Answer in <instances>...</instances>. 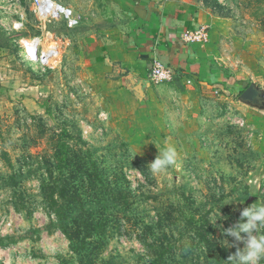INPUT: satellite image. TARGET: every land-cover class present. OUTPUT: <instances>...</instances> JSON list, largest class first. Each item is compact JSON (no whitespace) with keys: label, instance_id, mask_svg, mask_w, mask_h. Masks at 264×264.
Wrapping results in <instances>:
<instances>
[{"label":"rangeland","instance_id":"rangeland-1","mask_svg":"<svg viewBox=\"0 0 264 264\" xmlns=\"http://www.w3.org/2000/svg\"><path fill=\"white\" fill-rule=\"evenodd\" d=\"M53 1L79 23L0 0V264H228L221 229L264 200V0H183L220 21L205 28L227 77L217 91L153 80L149 66L126 89L111 82L93 51L127 32L120 2ZM35 38L51 56L26 54ZM249 85L259 95L244 101ZM167 144L177 165L154 175ZM61 192L82 202L73 248Z\"/></svg>","mask_w":264,"mask_h":264},{"label":"crops","instance_id":"crops-1","mask_svg":"<svg viewBox=\"0 0 264 264\" xmlns=\"http://www.w3.org/2000/svg\"><path fill=\"white\" fill-rule=\"evenodd\" d=\"M117 1L130 17L127 32L109 36L93 51L111 82L128 88L131 79L136 80L156 59L171 68L174 83L185 79L201 91L224 90L227 77L213 64L209 52L214 29L206 30L204 39H184L185 33L199 27L213 28L219 19L183 0Z\"/></svg>","mask_w":264,"mask_h":264},{"label":"clouds","instance_id":"clouds-1","mask_svg":"<svg viewBox=\"0 0 264 264\" xmlns=\"http://www.w3.org/2000/svg\"><path fill=\"white\" fill-rule=\"evenodd\" d=\"M178 158L176 148L167 144L147 166L152 174H160L177 165ZM230 201L240 200L232 199L226 203ZM221 231L225 236L232 238V246L236 247L235 253L227 258L228 264H261L264 261V200H257L244 207L235 223L222 228ZM223 242L228 246V240ZM238 243H242L243 247L236 246Z\"/></svg>","mask_w":264,"mask_h":264},{"label":"built area","instance_id":"built-area-1","mask_svg":"<svg viewBox=\"0 0 264 264\" xmlns=\"http://www.w3.org/2000/svg\"><path fill=\"white\" fill-rule=\"evenodd\" d=\"M32 1L34 5V11L37 13L39 19H41L42 17L47 19L49 16H52L53 14L57 13V15L61 19H63L69 26H76L79 23L77 15L69 7L62 6L53 0H32ZM47 2L49 3V5L47 4ZM52 5L58 6L60 7V9L57 10V12L51 11ZM57 15L54 16L56 17ZM205 36H206L205 28L199 27L195 30L185 33L184 39L186 41H192V40L204 39ZM38 43H39L38 38H35L30 41H24L23 46L25 48L26 54L36 59L39 58L40 54L51 56V51H54L53 48L49 47L48 49H43V50L41 49L40 51V46H38ZM149 69H150L149 75L153 80L156 81L167 80L172 77L171 68L159 60L154 59Z\"/></svg>","mask_w":264,"mask_h":264},{"label":"trees","instance_id":"trees-1","mask_svg":"<svg viewBox=\"0 0 264 264\" xmlns=\"http://www.w3.org/2000/svg\"><path fill=\"white\" fill-rule=\"evenodd\" d=\"M60 199L63 198L64 202L66 205H64L63 201H60V203L62 205H59L58 200H52L53 204L56 203L57 205V211H55V215L60 219V229L61 231L65 234V236L69 239L70 241V246L73 248L75 247V238L72 236L70 229H71V221H74L73 219H75V217L77 216V211L81 212L79 208H81L82 206V202L80 201V199H76L75 202L72 201V198L69 197H65V195H63V192H61V194H59L58 196ZM61 208H64L63 210ZM67 213H69V215H67ZM76 216H72L75 215ZM90 216L85 215L84 214V218L82 220L83 223H85L86 226L92 227L93 225H96L95 223H90L88 222V218ZM90 236L87 237H91V234H89Z\"/></svg>","mask_w":264,"mask_h":264},{"label":"water","instance_id":"water-1","mask_svg":"<svg viewBox=\"0 0 264 264\" xmlns=\"http://www.w3.org/2000/svg\"><path fill=\"white\" fill-rule=\"evenodd\" d=\"M259 92L255 89L254 86H247L241 93V99L244 101H251L254 96H258Z\"/></svg>","mask_w":264,"mask_h":264},{"label":"flooded vegetation","instance_id":"flooded-vegetation-1","mask_svg":"<svg viewBox=\"0 0 264 264\" xmlns=\"http://www.w3.org/2000/svg\"><path fill=\"white\" fill-rule=\"evenodd\" d=\"M258 98H259V100L264 99V94H260V97H258Z\"/></svg>","mask_w":264,"mask_h":264},{"label":"bare ground","instance_id":"bare-ground-1","mask_svg":"<svg viewBox=\"0 0 264 264\" xmlns=\"http://www.w3.org/2000/svg\"><path fill=\"white\" fill-rule=\"evenodd\" d=\"M47 4L49 5V3L47 2ZM51 9H52V7H51Z\"/></svg>","mask_w":264,"mask_h":264}]
</instances>
